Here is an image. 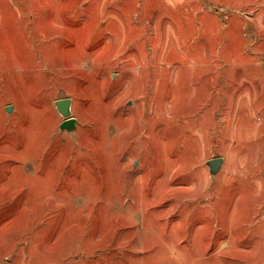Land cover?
<instances>
[{
    "label": "rangeland",
    "instance_id": "obj_1",
    "mask_svg": "<svg viewBox=\"0 0 264 264\" xmlns=\"http://www.w3.org/2000/svg\"><path fill=\"white\" fill-rule=\"evenodd\" d=\"M0 264H264V0H0Z\"/></svg>",
    "mask_w": 264,
    "mask_h": 264
},
{
    "label": "water",
    "instance_id": "obj_2",
    "mask_svg": "<svg viewBox=\"0 0 264 264\" xmlns=\"http://www.w3.org/2000/svg\"><path fill=\"white\" fill-rule=\"evenodd\" d=\"M74 101L71 99H66L65 101H59L55 103V108L63 119L64 123L60 126L59 130L61 134L76 135L79 131V122L74 118L73 114ZM13 108L10 107L7 113L10 115L13 112ZM224 159L210 161L207 166L212 174V176L217 177L221 174L222 167L224 165Z\"/></svg>",
    "mask_w": 264,
    "mask_h": 264
}]
</instances>
